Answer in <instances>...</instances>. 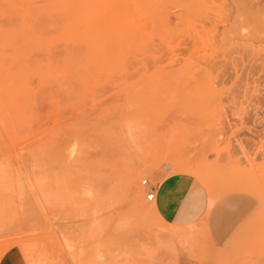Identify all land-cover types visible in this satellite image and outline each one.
Segmentation results:
<instances>
[{
  "label": "rangeland",
  "instance_id": "rangeland-1",
  "mask_svg": "<svg viewBox=\"0 0 264 264\" xmlns=\"http://www.w3.org/2000/svg\"><path fill=\"white\" fill-rule=\"evenodd\" d=\"M173 175L194 181L182 225L147 200ZM11 253L264 264V0H0Z\"/></svg>",
  "mask_w": 264,
  "mask_h": 264
},
{
  "label": "crops",
  "instance_id": "crops-1",
  "mask_svg": "<svg viewBox=\"0 0 264 264\" xmlns=\"http://www.w3.org/2000/svg\"><path fill=\"white\" fill-rule=\"evenodd\" d=\"M155 189L157 208L163 218L169 223L184 224L189 218L193 201V179L188 176L173 175L164 178ZM216 234L220 237V247H225L223 230L217 229ZM13 256L17 255L9 254L1 264H11L10 258Z\"/></svg>",
  "mask_w": 264,
  "mask_h": 264
},
{
  "label": "built area",
  "instance_id": "built-area-1",
  "mask_svg": "<svg viewBox=\"0 0 264 264\" xmlns=\"http://www.w3.org/2000/svg\"><path fill=\"white\" fill-rule=\"evenodd\" d=\"M143 186L149 187V182L147 180L143 181ZM147 200L149 202H153L156 200V192L155 188H151L147 195Z\"/></svg>",
  "mask_w": 264,
  "mask_h": 264
},
{
  "label": "bare ground",
  "instance_id": "bare-ground-1",
  "mask_svg": "<svg viewBox=\"0 0 264 264\" xmlns=\"http://www.w3.org/2000/svg\"><path fill=\"white\" fill-rule=\"evenodd\" d=\"M99 257H101V255H99Z\"/></svg>",
  "mask_w": 264,
  "mask_h": 264
}]
</instances>
